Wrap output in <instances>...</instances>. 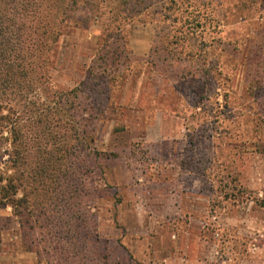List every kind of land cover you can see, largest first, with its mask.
I'll return each mask as SVG.
<instances>
[{"label": "rangeland", "instance_id": "rangeland-1", "mask_svg": "<svg viewBox=\"0 0 264 264\" xmlns=\"http://www.w3.org/2000/svg\"><path fill=\"white\" fill-rule=\"evenodd\" d=\"M67 17L0 264H264V0H76Z\"/></svg>", "mask_w": 264, "mask_h": 264}, {"label": "trees", "instance_id": "trees-1", "mask_svg": "<svg viewBox=\"0 0 264 264\" xmlns=\"http://www.w3.org/2000/svg\"><path fill=\"white\" fill-rule=\"evenodd\" d=\"M73 5L76 0H0V135L8 134L5 140L10 145L13 168L7 178L0 170V203L15 209L19 206V169L27 145L24 128L48 118L47 110L38 112L36 108L40 105L37 90L48 83L51 45L59 35L60 16L71 19L67 12ZM22 18L30 19L29 23ZM46 102L51 103L52 98L47 97ZM1 111H7L6 115Z\"/></svg>", "mask_w": 264, "mask_h": 264}, {"label": "crops", "instance_id": "crops-1", "mask_svg": "<svg viewBox=\"0 0 264 264\" xmlns=\"http://www.w3.org/2000/svg\"><path fill=\"white\" fill-rule=\"evenodd\" d=\"M255 263H257V262H255Z\"/></svg>", "mask_w": 264, "mask_h": 264}]
</instances>
